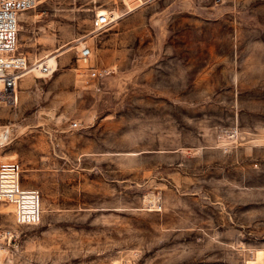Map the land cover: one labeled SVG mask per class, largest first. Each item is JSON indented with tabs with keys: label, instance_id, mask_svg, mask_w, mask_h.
Instances as JSON below:
<instances>
[{
	"label": "rangeland",
	"instance_id": "obj_1",
	"mask_svg": "<svg viewBox=\"0 0 264 264\" xmlns=\"http://www.w3.org/2000/svg\"><path fill=\"white\" fill-rule=\"evenodd\" d=\"M18 26L56 64L0 106L41 197L34 224L0 204V264H264V0H41Z\"/></svg>",
	"mask_w": 264,
	"mask_h": 264
},
{
	"label": "built area",
	"instance_id": "obj_2",
	"mask_svg": "<svg viewBox=\"0 0 264 264\" xmlns=\"http://www.w3.org/2000/svg\"><path fill=\"white\" fill-rule=\"evenodd\" d=\"M41 0H0V106L15 104L17 101V85L30 65L27 56L18 50L17 31L18 17L24 10L35 7ZM108 13L102 12L95 16L92 27L101 30L110 23ZM92 49L82 44L77 49V59L85 66V72L94 79H100L106 74L105 69H99L90 64ZM39 71L49 75L55 67H50L44 61L38 62ZM77 122H73L75 126ZM11 140V127L0 124V150ZM20 159L12 153L0 152V204H13V217L16 224H34L40 220V193L37 188H24L20 183ZM17 234L13 227L3 221L0 210V250L15 243Z\"/></svg>",
	"mask_w": 264,
	"mask_h": 264
},
{
	"label": "bare ground",
	"instance_id": "obj_3",
	"mask_svg": "<svg viewBox=\"0 0 264 264\" xmlns=\"http://www.w3.org/2000/svg\"><path fill=\"white\" fill-rule=\"evenodd\" d=\"M105 13H108V12H105ZM109 14V13H108ZM110 16V14H109ZM18 29H20V27L18 26ZM44 62H46L47 64L50 65V67H53L55 64H56V61H55V56H52V57H48ZM30 67V65L28 66V68ZM30 70H36L37 74L39 73L40 74V71H39V67H38V63L35 65L34 68H29L28 70L24 71V74H27ZM23 74V75H24ZM21 183V181H20ZM22 186V185H21ZM23 187V186H22Z\"/></svg>",
	"mask_w": 264,
	"mask_h": 264
}]
</instances>
